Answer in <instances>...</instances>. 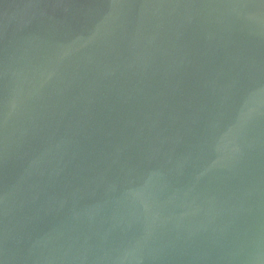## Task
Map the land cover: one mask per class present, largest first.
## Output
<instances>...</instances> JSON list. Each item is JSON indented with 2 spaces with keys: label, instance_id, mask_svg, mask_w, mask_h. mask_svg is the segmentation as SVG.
<instances>
[{
  "label": "water",
  "instance_id": "95a60500",
  "mask_svg": "<svg viewBox=\"0 0 264 264\" xmlns=\"http://www.w3.org/2000/svg\"><path fill=\"white\" fill-rule=\"evenodd\" d=\"M0 264H264V0H0Z\"/></svg>",
  "mask_w": 264,
  "mask_h": 264
}]
</instances>
